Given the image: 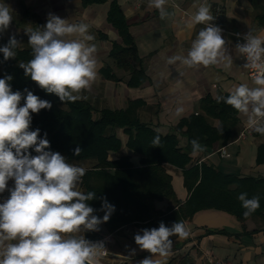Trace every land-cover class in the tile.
<instances>
[{"label": "clouds", "instance_id": "clouds-1", "mask_svg": "<svg viewBox=\"0 0 264 264\" xmlns=\"http://www.w3.org/2000/svg\"><path fill=\"white\" fill-rule=\"evenodd\" d=\"M168 3L169 0H148V6L159 12L161 20L174 16L167 11ZM171 6L179 8L176 0H171ZM12 19L10 7L0 3V34L9 29ZM214 19L210 6L200 5L185 25L189 31L203 25L187 55H172L166 63L180 62L187 69L216 66L231 70L233 58L228 42L222 36V29L212 23ZM89 27L84 23H69L50 13L43 29H25L33 58L21 62L19 67L42 90L55 94L61 102L86 100L83 93L91 91L98 75V49L91 43L95 37L89 33ZM74 34L82 39H65ZM243 40L244 43L236 44V51L244 58V67L255 70L252 79L256 87L240 84L220 99L245 115L250 129L264 135V36L254 35L250 30ZM20 45L15 35L10 36L7 45L0 47L4 60L15 58ZM11 80L10 75L0 78V194L10 193L0 203V249H3L0 264H101L108 255L104 241L65 238L62 234L99 231L98 226L110 219L115 206L105 198L100 209L104 216L94 214L97 210L88 202L96 198V193L78 190L87 170L69 164L59 152L46 151L50 148L47 134L39 138L40 129L30 130L32 114L50 110L51 102L28 89L24 90L26 96L20 91L13 92L8 83ZM183 111L178 106L175 114L180 116ZM191 143L194 154L205 151L196 140ZM153 144H159V136ZM31 149L37 155H31ZM80 152L77 147L74 154ZM246 196L247 193H241L238 199L246 209L243 215L248 217L259 209L260 203L259 197L247 199ZM141 231L142 235L134 236L136 245L161 257L171 252L173 241L169 237L189 236L185 224L178 221L171 228L161 222L158 229ZM139 264H159V261L146 257Z\"/></svg>", "mask_w": 264, "mask_h": 264}, {"label": "crops", "instance_id": "crops-1", "mask_svg": "<svg viewBox=\"0 0 264 264\" xmlns=\"http://www.w3.org/2000/svg\"><path fill=\"white\" fill-rule=\"evenodd\" d=\"M112 2L120 7L134 38L138 56L143 60L147 81L142 87H128L129 74L114 68L109 58L113 43L121 44L117 30L107 21ZM0 3L7 4L12 15L23 13L19 25L27 20H38L40 27H36V30L43 29L50 13L72 24H88L89 33L95 37L91 43H95L98 49V75L91 91L83 93L87 96L84 101L97 108L98 112L125 109L130 102L140 101L142 108L139 117L142 123L163 136L171 133L182 118L201 113L200 104L205 97L216 100L229 95L240 84L249 87L255 85L247 77L244 60L236 51V44L244 43L242 36L250 30L254 35L264 36V0H176L179 8H173L169 0L166 8L174 16L165 20L160 19L156 9L148 6V0H106L103 5L89 7H83L82 0H0ZM19 4H22L20 9ZM200 5L210 6L215 17L212 23L222 29V36L228 42L233 58L229 71L216 66L187 69L180 62L175 65L166 63L172 55H187L192 40L203 25H197L190 31L185 25ZM65 39L82 37L74 34ZM18 48L32 50L29 44ZM108 66L113 69L119 83L102 77L101 70ZM178 106L184 109L180 116L175 114ZM239 119V132L233 141L225 145L217 143L211 150L193 154V162L207 164L226 175L264 177V165H256L257 149L264 143V137H255L252 130L245 140H239L240 133L247 127V117L239 114ZM214 125L217 126L216 121ZM184 143L182 139V145ZM224 148L228 158L220 155ZM124 154L132 153L125 150ZM110 159L114 160L115 157L111 156ZM132 162L139 166V158L132 157ZM169 174L173 179L176 200L184 203L189 193L184 187L182 172L171 168ZM8 196L7 191L0 194V203ZM168 207H175L174 202L165 200L156 204V208L162 212ZM184 224L189 231L188 238L173 237V247L167 257L141 250L134 240L137 233L143 234L137 227H126L112 235L101 234L110 237L108 247L114 257L112 264L115 261L139 264L146 257H152L159 264H172L173 260L186 255L191 257L193 264H210L211 260L226 264H264V221L259 218H251L241 224L226 213L208 210L197 213ZM114 237H119V242L114 241Z\"/></svg>", "mask_w": 264, "mask_h": 264}, {"label": "trees", "instance_id": "trees-1", "mask_svg": "<svg viewBox=\"0 0 264 264\" xmlns=\"http://www.w3.org/2000/svg\"><path fill=\"white\" fill-rule=\"evenodd\" d=\"M105 3L106 0H82L83 7ZM107 21L121 39V44L113 43L109 58L116 69L129 74L128 87H142L147 81L143 60L138 56L129 26L115 2L110 5ZM8 40L0 35V47L6 46ZM16 52L17 56L8 60H4L3 53H0V78L10 75L12 80L8 83L13 92L20 91L26 96L24 90L28 89L52 104L50 110L42 109L39 114H32L30 130L40 129L39 138H45L47 134L50 148L46 151L59 152L69 164L85 167L87 171L78 190L96 193V198L88 202L97 210L94 214L101 218L104 216L100 209L105 198L115 206L110 219L98 226L99 231H84V239L97 241L103 238L102 232L112 235L131 226L140 230L158 229L161 222L171 228L177 221H191L197 213L208 210L226 213L241 224L251 218L264 221V177L226 175L207 164L193 162V140L206 151L217 143L225 145L233 141L239 132L240 113L221 97L216 100L205 97L200 104L201 113L182 118L171 133L163 136L142 123L140 101L130 102L125 109L102 110L97 118L94 117L96 111L93 106L84 100L61 102L55 94L42 90L19 67L21 62L26 63L33 58L32 50L17 48ZM112 70L110 66L103 68L102 77L119 83ZM23 103L24 100L21 105ZM253 135L264 137L255 131ZM157 136L159 144H153ZM182 139L185 140L183 145ZM77 147L81 149L79 155L74 154ZM125 150L132 154L125 155ZM30 151L31 155H37L34 149ZM111 156L115 159L111 160ZM132 157L139 158V166L133 164ZM256 165H264V143L258 146ZM171 168L182 172L184 187L189 193L184 203L176 200L173 179L169 174ZM12 186L9 182V187ZM241 193H247V199L259 197V209L248 217L243 215L246 209L238 199ZM165 200L174 202L176 208L168 207L164 212L158 210L156 204ZM173 237L177 236L169 239L173 241ZM172 264L193 262L186 255L173 260Z\"/></svg>", "mask_w": 264, "mask_h": 264}, {"label": "rangeland", "instance_id": "rangeland-1", "mask_svg": "<svg viewBox=\"0 0 264 264\" xmlns=\"http://www.w3.org/2000/svg\"><path fill=\"white\" fill-rule=\"evenodd\" d=\"M21 5L22 4H19L18 9H20ZM18 14H13L12 15L13 19H12V22H11V25H10L9 29L6 32L2 33V34H3V36L6 39H9V37L12 36V35H16L18 37L20 43H21L20 47H23L25 45H28V41H29V36L27 34H25V29L31 28V29L36 30V27H40V26L38 24V20H36V19L31 20V21L27 20L24 23L20 22V25H19L18 23H19V20H21L20 18H22L23 13L18 12ZM16 24H18L19 27H17ZM123 72L126 73L125 71H123ZM254 87H256V85H254ZM95 111L96 112L94 114V117L97 118V117H99L100 112H98L99 110H97V108L95 109ZM88 166L86 165L87 168H88ZM82 167L85 168L84 166H82ZM62 235L65 238H68V236H72L74 238L79 239V238L83 237V231L76 232V233H71V234H62ZM114 241L119 242V237H114ZM2 251H3V249H0V252H2ZM122 262H124V261L122 260ZM113 263H115V264H123V263L116 262V261L113 262ZM103 264H112V263H111V261H104Z\"/></svg>", "mask_w": 264, "mask_h": 264}, {"label": "built area", "instance_id": "built-area-1", "mask_svg": "<svg viewBox=\"0 0 264 264\" xmlns=\"http://www.w3.org/2000/svg\"><path fill=\"white\" fill-rule=\"evenodd\" d=\"M242 40H243V36H242ZM244 41V40H243ZM244 60V58H243ZM245 62V61H244ZM254 69H250V68H246V74H247V77L253 81L252 79V74L254 73ZM252 132V129H250L248 126L246 128L243 129V131L240 133L239 135V140H245L247 138L248 135H250ZM220 155L223 157V158H228L229 155L227 154V152L225 151V148L222 149L220 151ZM109 240H110V237L108 236H105L103 237L102 239L100 240H97V241H104L105 243V246L108 250V255L105 256L102 260H101V264H103L104 261H111L114 259L113 255L110 253L109 251ZM97 241H92V242H97ZM210 264H226L224 262H221V261H218V260H211L210 261Z\"/></svg>", "mask_w": 264, "mask_h": 264}]
</instances>
